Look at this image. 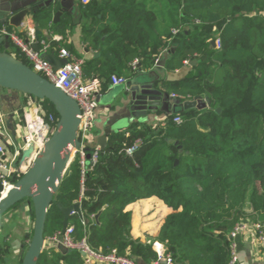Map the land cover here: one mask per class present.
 I'll return each mask as SVG.
<instances>
[{
  "label": "trees",
  "instance_id": "1",
  "mask_svg": "<svg viewBox=\"0 0 264 264\" xmlns=\"http://www.w3.org/2000/svg\"><path fill=\"white\" fill-rule=\"evenodd\" d=\"M156 1L92 0L84 6L85 15L96 22L84 31L83 40L100 49L99 56L84 63V79H100L101 92H106L113 75L131 72L134 59L142 58L143 68L154 66L153 55L169 39L165 70L196 64L190 65L192 72L185 79L160 78V88L177 95L181 103L208 97L211 106L203 111L179 109L164 124H133L112 132L99 162L87 172L82 200L76 158L49 209L45 237L63 228L56 203L70 207L81 200L89 222L84 224L75 214L69 224L75 226L76 238H86L95 250H116L139 264H151L157 260L153 245L159 242L176 264H230L228 235L234 227L242 222L264 224V0H165L167 24L159 22V12L151 7ZM55 8L36 13L35 22L64 40L72 17L64 14L54 23ZM131 18L134 22L123 27ZM173 29L179 34L173 35ZM39 41L49 45L47 53L58 45L44 36ZM65 49L74 54L72 47ZM5 51L13 55L0 47V53ZM13 56L30 66L20 51ZM155 71L161 75L159 68ZM42 106L59 118L49 101ZM176 116L182 124L172 123ZM153 197L172 213L157 236L144 242L133 237L132 213L125 210ZM104 208L99 222L92 221ZM31 215L35 220L33 206ZM38 264L83 260L79 252L60 250L43 253Z\"/></svg>",
  "mask_w": 264,
  "mask_h": 264
},
{
  "label": "water",
  "instance_id": "2",
  "mask_svg": "<svg viewBox=\"0 0 264 264\" xmlns=\"http://www.w3.org/2000/svg\"><path fill=\"white\" fill-rule=\"evenodd\" d=\"M12 0H0V6ZM22 5L15 11L0 10V23L4 26H12L20 33L23 32V24L26 18L32 13H38L39 9L53 7L60 2L65 10H70L75 0H19ZM64 11L56 13L54 23H57ZM42 31L38 25L35 30V43L32 48L40 52L39 40ZM29 43V40L26 41ZM215 46V43L212 42ZM170 53L163 54L157 66L165 68L166 61ZM56 70L62 68L65 60H58L54 55H43ZM196 61L190 63L195 65ZM157 80V79H156ZM0 87L3 89L19 92L42 101H49L59 115V122L56 131L45 143L40 151L34 145L22 152L18 163V176L14 178V187L0 198V218L4 216L16 205L32 201L34 209V228L31 242L25 253L22 264H38L43 254L45 242V228L48 212L52 206L55 196L58 193L64 177L71 165L76 160L73 156L75 150L81 146L78 139V131L82 120V112L76 101L71 99L65 92L50 83L44 77L36 73L30 66L18 60L8 52L0 53ZM125 99L129 101V108L136 118L146 117L156 112L160 107L161 111L170 114V103L174 105V112L179 109L184 111L197 109L203 111L211 106L208 97H196L193 100L181 103L180 100L173 99L169 93L162 89L155 88L153 83H145L137 79L130 84L125 94ZM220 112V110H218ZM113 132V127L105 131V135L100 137L99 146L102 153L108 146V137ZM0 184V195L3 193ZM62 212L63 228L65 232L69 226L70 218L74 214L82 216L80 203H75L70 207H64L60 202L56 203ZM105 208L95 216L98 223ZM89 221L86 220V223ZM238 251L242 250L241 237H238Z\"/></svg>",
  "mask_w": 264,
  "mask_h": 264
},
{
  "label": "crops",
  "instance_id": "3",
  "mask_svg": "<svg viewBox=\"0 0 264 264\" xmlns=\"http://www.w3.org/2000/svg\"><path fill=\"white\" fill-rule=\"evenodd\" d=\"M22 5V2L19 0H12L10 2H5L0 6V10H8V11H15L16 9H19ZM167 5V1L165 0H158L154 2L151 7H153L157 12H159V22L161 23L162 20L167 23H169V16L167 15L168 12L165 11V7ZM84 6L86 4H83L81 0H75L73 6H71L70 10H65L64 7L61 5L60 2L57 3L54 14L56 15L59 11H64L62 16L64 14L71 15L72 17V26L70 30L68 31L67 38L63 40V37L60 35H53L49 32L47 28H41L39 29L42 31V35L46 37L47 39L51 40L52 42L58 44L56 45L53 50L50 53H47L42 48V42L39 41L40 51L43 55H54L58 60L60 59V51L62 49H65L66 46L72 47L73 55L85 62L92 60L93 58H96L100 54V49H96L93 47L92 44L89 42H85L83 40L84 31L87 32L88 27H91L92 24H94L95 18H88L84 13ZM100 7H103L102 2H100ZM45 9H39V11H44ZM54 11V10H53ZM161 12H163V15H161ZM54 15V18H55ZM61 16V17H62ZM100 16V15H99ZM60 17V18H61ZM101 17V16H100ZM99 17V18H100ZM2 21L4 20L3 17H0ZM60 20V19H59ZM134 22V18H131L128 22L125 23L124 26H128L129 24H132ZM10 26V25H9ZM37 23L35 22V15L30 14L24 24H23V32L20 33L16 30V28L13 27V31H10L12 33L20 34V37L24 40L29 42L35 43L36 40L33 41L32 38V32L35 33ZM0 27H4L0 23ZM12 27V26H11ZM122 28V27H121ZM35 35V34H34ZM40 36V37H41ZM106 37H101V41H104ZM172 40L164 39L163 41V48L161 49V52L158 55L154 56V66L149 68H143L142 66V58H139L140 64L137 72H133L131 69V72L127 74L126 77L128 80L131 76L134 77L132 82L139 79L142 82L145 83H153L155 85V88L161 89V82L160 78L175 82L182 79H185L191 72L192 68L190 65H187L182 68L181 70H177L175 72H168L165 70V68H160L157 66V63L160 59V57L170 52V48L172 45ZM60 43V44H59ZM0 47H3L4 49L9 50L12 52V54H16L19 49L14 45L13 42H11L8 38H0ZM138 59V58H136ZM135 60V59H134ZM133 60V61H134ZM132 61V62H133ZM168 61V60H167ZM166 61V63H167ZM131 66V65H130ZM155 68H159V73L161 75H158L157 71H155ZM165 70V71H163ZM157 79V80H156ZM99 82L101 83V80L97 78ZM132 82H129L120 92L118 96L115 97V100L113 103H109L106 106L101 105V101L105 99L107 94L112 91L115 87H112L106 92H101L100 100H99V107L96 111L97 119L95 124V133L93 135V141L92 146L99 145V139L103 135H105V131L113 127V132H118L120 130H125L127 127L133 125V124H149L152 126L157 125L158 123H163L170 117L172 114H174V105L170 103L169 108L171 110L170 114H166L161 111L160 107L157 108L156 112L152 115L146 116V117H139L136 118L133 116V112L129 108V101H127L125 98V94L127 93L130 84ZM170 94V96L173 98V93L167 92ZM174 99V98H173ZM190 101V100H189ZM41 102L37 99L28 96L23 93L3 89L0 87V116L4 118L5 121V128L4 133L6 135H0V143L7 147L9 152H12L15 150V148L12 146L14 143L15 146L20 147V144H23L24 141V135L26 132V118H34L35 117V109L38 107V104ZM124 119H128V126L122 129L114 130L115 126L121 125V123ZM1 161V157H0ZM19 207H17L14 210V213L17 215H20L23 223L25 225V229H23V232L25 233L24 236V242H27L28 239H30L32 231L29 232V222L32 217H30V214L32 213V206L28 204L27 202L23 204L20 210H17ZM126 212L132 213V235L135 239H141L142 241L147 240L148 238H153L157 236L162 224L164 223V220L166 217L172 213V209L168 208L165 203L161 200H159L156 197L140 200L136 203H133L129 205L126 210ZM33 219V218H32ZM242 243V250L239 252V262L237 264H264V246L260 245L256 238L253 235L250 234H244L241 238ZM25 244H21V250H23Z\"/></svg>",
  "mask_w": 264,
  "mask_h": 264
},
{
  "label": "built area",
  "instance_id": "4",
  "mask_svg": "<svg viewBox=\"0 0 264 264\" xmlns=\"http://www.w3.org/2000/svg\"><path fill=\"white\" fill-rule=\"evenodd\" d=\"M92 0H81L83 4H88ZM173 35L179 34L178 29H173ZM33 41L35 40V33L32 32ZM0 38H8L19 51L25 56L26 60L30 64V67L39 75L44 77L50 83L57 88L65 92L71 99L76 101L82 112V120L78 131V139L80 141V148L75 150L73 156L78 158L81 166V200L85 195V179L87 172L93 169L99 162L102 154L101 147L99 145L92 146L93 141V129L96 124V111L99 107V100L101 96V83L99 80H85L83 77L84 61L75 57L67 49L60 51V59L65 60L62 68L56 70L55 67L45 59L43 54L35 51L32 48V43L24 41L17 33L8 31L5 26L0 27ZM216 46L220 48L221 42L217 40ZM42 49L47 52L49 45L42 42ZM140 61L135 59L131 63V69L135 73L138 71ZM128 79L124 76L113 75L111 78L112 87H118L121 85H127ZM174 99H179L177 95H173ZM38 100V99H37ZM41 103L35 109L34 118H26V132L24 135L23 144L20 147L12 146L14 151L9 152L7 147L0 143V184L3 187V193L0 197L4 196L8 191L14 187V178L18 176V163L22 152L34 145L37 151H40L45 143L51 138L56 131L59 118L54 114H47L42 106V100H38ZM174 124H182L183 119L180 116H176L171 119ZM5 121L0 116V135H6L4 133ZM91 150L90 154L88 151ZM134 148L128 149L127 153L131 155ZM76 201L75 203H80ZM74 203V204H75ZM75 215V214H74ZM95 216L91 217L92 221H95ZM83 223L86 221L83 217ZM244 234L253 235L257 242L264 246V224L255 222H242L237 224L231 233L228 235L230 242V249L232 253V260L230 264H237L239 262L238 251V237ZM154 250L157 253V260L151 264H176L175 259L169 253L164 244L155 242ZM75 251L82 255L83 264H139L135 260L128 256L121 255L116 250L110 253H103L101 250H95L90 246L86 238L77 239L76 229L73 224H69L65 232L60 231L49 237H45L43 253H51L52 251Z\"/></svg>",
  "mask_w": 264,
  "mask_h": 264
},
{
  "label": "rangeland",
  "instance_id": "5",
  "mask_svg": "<svg viewBox=\"0 0 264 264\" xmlns=\"http://www.w3.org/2000/svg\"><path fill=\"white\" fill-rule=\"evenodd\" d=\"M133 79L134 77L131 76L127 84H129V82H132ZM124 88L125 85H121L112 89V91L107 94L105 99L101 101V105L106 106L109 103H113L115 97L118 96L120 92L124 90ZM119 124L121 125L117 124L114 130L127 127L128 119H124ZM95 131L96 129L94 127L93 135ZM24 203L26 202L21 203L17 210H20ZM27 203L31 205L30 202ZM32 228H34V220L31 217L28 227L29 232L32 231ZM23 229H25L23 220L20 215H16L14 213V210L8 212L6 215L0 218V264H20V261H22V259L24 258L25 253L29 248L31 238L28 239L27 242H24L23 238L25 236V233L23 232ZM146 241L147 240H144V242ZM23 243L25 244V246L23 250H21L20 245Z\"/></svg>",
  "mask_w": 264,
  "mask_h": 264
}]
</instances>
